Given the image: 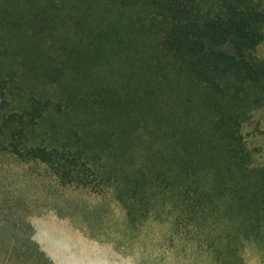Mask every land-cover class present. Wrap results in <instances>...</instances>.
Listing matches in <instances>:
<instances>
[{
	"label": "rangeland",
	"instance_id": "rangeland-1",
	"mask_svg": "<svg viewBox=\"0 0 264 264\" xmlns=\"http://www.w3.org/2000/svg\"><path fill=\"white\" fill-rule=\"evenodd\" d=\"M158 7L0 0V264H264V229L239 239L230 191L212 190L203 209L184 190L240 177L214 172L226 162L180 135L192 96L165 76ZM254 54L264 60V41ZM251 116L240 133L264 167V106ZM28 147L67 153L72 174L14 152Z\"/></svg>",
	"mask_w": 264,
	"mask_h": 264
},
{
	"label": "trees",
	"instance_id": "trees-1",
	"mask_svg": "<svg viewBox=\"0 0 264 264\" xmlns=\"http://www.w3.org/2000/svg\"><path fill=\"white\" fill-rule=\"evenodd\" d=\"M99 1L105 7L124 8L130 0ZM150 1L163 8L161 14H152L150 21L159 29L165 76H171L181 92L192 96L184 101L179 116L185 145L205 158L218 155L223 159L226 167L214 172L240 177L235 182L214 177L202 185L196 180L199 184L193 181L184 190L193 193V201L203 209L209 205L212 190L230 191L239 211L237 219L239 216L246 225L239 239L253 243L264 229V167L252 166L240 130L252 118V112L264 106V60L254 54L264 41V0ZM250 87L255 90L247 95ZM236 104L241 106L239 110L234 109ZM201 105H206L210 113L197 119L196 111ZM19 132L22 134V130L12 131L10 138ZM14 152L54 166L58 177L73 172H64L65 165L60 161L67 153L57 149L28 147ZM178 162L182 171H191L185 150L179 152ZM226 207L229 212L233 210ZM38 259L42 257L38 255Z\"/></svg>",
	"mask_w": 264,
	"mask_h": 264
}]
</instances>
